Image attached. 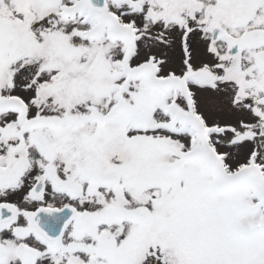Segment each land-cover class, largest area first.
<instances>
[{
  "label": "snow or ice",
  "instance_id": "1",
  "mask_svg": "<svg viewBox=\"0 0 264 264\" xmlns=\"http://www.w3.org/2000/svg\"><path fill=\"white\" fill-rule=\"evenodd\" d=\"M0 264H264V0H0Z\"/></svg>",
  "mask_w": 264,
  "mask_h": 264
}]
</instances>
